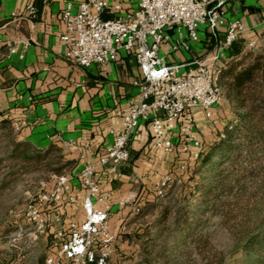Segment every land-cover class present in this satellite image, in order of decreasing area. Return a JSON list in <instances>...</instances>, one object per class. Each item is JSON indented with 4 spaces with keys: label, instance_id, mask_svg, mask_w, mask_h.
Instances as JSON below:
<instances>
[{
    "label": "crops",
    "instance_id": "0c3cea01",
    "mask_svg": "<svg viewBox=\"0 0 264 264\" xmlns=\"http://www.w3.org/2000/svg\"><path fill=\"white\" fill-rule=\"evenodd\" d=\"M83 1L0 0V119L5 116L13 122L19 140L42 150L57 147L73 161L65 170L73 174V190L80 196L77 204L65 206L66 215H74L73 221L84 219V189L77 172L84 164L97 162L121 132L128 104L139 100L142 80L137 59L126 50L119 51L114 60L90 67L66 57L69 45L61 40L65 30L62 14L69 2L76 12ZM108 1L120 3L122 11L108 10L105 18L135 7L126 0ZM29 5L37 8L33 17ZM223 9L228 21L240 20L245 26L240 37L246 45L251 40L264 42V0H226ZM219 34L222 38L225 28ZM171 36L161 54L168 64H184L181 71L194 69L193 61L211 56L218 45L206 26L201 27L197 41L189 38L185 28L171 32ZM8 40L17 42L15 52L6 46ZM178 42L186 45L167 49ZM200 116L202 113L197 114V137L203 141ZM72 141L75 144H70ZM130 153V159L117 171L106 167L96 173L101 191L109 196L110 229L116 237L115 227L124 219L123 213L145 203L152 191L156 193V184L163 176H170V183L177 181L178 166L186 158L179 151L168 154L155 148L148 121H141ZM124 200L129 203L121 205ZM103 206L97 203L98 208Z\"/></svg>",
    "mask_w": 264,
    "mask_h": 264
},
{
    "label": "built area",
    "instance_id": "2783aa9c",
    "mask_svg": "<svg viewBox=\"0 0 264 264\" xmlns=\"http://www.w3.org/2000/svg\"><path fill=\"white\" fill-rule=\"evenodd\" d=\"M126 2L135 7L111 18H105L104 13L108 10L119 13L122 5L108 0H85L76 12L69 2L62 14L65 30L61 40L69 45L66 57L70 61L90 67L114 60L119 51L126 50L137 59L142 80L139 83V100L128 104L121 132L97 162H88L77 172L84 189V219L71 221L67 230L57 231V239L62 242L55 243L57 251L47 256L45 264H68L67 261L87 264L95 260V264H108L117 237L110 229L109 196L101 191L96 173L106 167L117 171L130 159V144L141 121L150 123L155 148L168 154L179 151L189 161L199 160L204 153L202 141L197 137V114L202 113L212 125H219L214 112L226 100L225 91L219 84L221 66L229 60L228 50L232 43L245 30L240 20H227L223 9L226 0ZM27 9L32 17L36 15L35 6L29 5ZM203 26L207 27L212 38L218 40L216 51L209 57L194 60L192 64L196 67L191 70L181 71L184 64L166 63L161 50L171 42V32L185 28L189 38L197 41ZM221 28H225L222 38L219 34ZM185 45V42H178L167 46V49L174 51ZM260 45L258 40L247 43L249 49ZM6 46L11 52L17 50L15 41L8 40ZM185 165L182 163L180 169L184 170ZM72 180L71 172L54 174L50 191L29 207L34 239L46 230L47 220L42 213L45 206L58 205L53 221L62 224L65 206L79 202L80 196L74 192ZM170 181V176L165 175L157 182L158 196H165ZM99 202L104 204L103 209L97 207ZM128 203L129 200L121 201V205ZM134 208L140 211L138 204Z\"/></svg>",
    "mask_w": 264,
    "mask_h": 264
},
{
    "label": "rangeland",
    "instance_id": "374dc122",
    "mask_svg": "<svg viewBox=\"0 0 264 264\" xmlns=\"http://www.w3.org/2000/svg\"><path fill=\"white\" fill-rule=\"evenodd\" d=\"M252 50L255 54H264V42ZM223 89L225 91L224 87ZM235 106V103L226 97L223 104L215 110L214 114L219 120V127H215L200 116L199 123L201 122V136L204 143H211L218 130H224L222 126L236 120ZM231 130L234 131L233 138L240 144V149H245L244 144L238 141L243 130H235V127ZM16 137L15 132L0 130V257L13 252L16 255V264H44L41 263V257L47 252L53 254L57 251L55 246L48 250L49 236L66 225L55 223L53 221L55 208L45 206L42 213L47 220V227L44 233H39L38 238L34 239L31 235L34 226L30 220L29 207L35 205L44 194L50 191L55 174L52 169L59 164L58 157L62 153L60 150L53 152L43 166L33 168L34 166L24 163L23 159L12 157ZM241 164H244L245 168L243 175L248 179L245 183L247 192L244 193V198L241 197V200H238L239 202L234 201L236 194L229 198L230 205H238L241 208L239 215L231 221L229 228L220 215L214 216L211 211H203L202 202L197 196L191 198L189 203H180L183 198L182 193L184 190L187 191L190 183L185 181V175L178 170L179 181L170 183L165 196L160 197L152 191L145 203H140V211L131 208L123 213L124 219L115 227L117 232L115 250L108 264H134L140 259L144 245L149 244L150 248H154L156 244L162 243L170 234L168 230L173 212L176 207L184 205L189 207L193 219L191 231L193 238L199 234H205L214 248L209 253L200 255L195 250L193 241L182 240L184 233L178 230L171 233L170 240L173 243L180 240L174 253H179L181 262L186 258L189 260L187 264H217L221 260L227 262L234 260L237 243L243 235L264 221V183L263 175H261L264 171V153L242 150L237 167ZM228 166L231 169V165L228 164ZM201 174L206 175L208 172L203 170ZM253 177L256 178L253 179ZM166 208L170 210V214L165 218ZM72 217H74L73 214L68 216L65 213L64 221L67 222ZM56 240V243H59L60 240L57 238ZM67 263L71 264L69 261Z\"/></svg>",
    "mask_w": 264,
    "mask_h": 264
},
{
    "label": "trees",
    "instance_id": "16d2710c",
    "mask_svg": "<svg viewBox=\"0 0 264 264\" xmlns=\"http://www.w3.org/2000/svg\"><path fill=\"white\" fill-rule=\"evenodd\" d=\"M228 53L229 60L221 66L219 84L225 88L226 97L236 105V120L222 126L224 130H218L211 143L202 141L204 148L202 157L196 161L183 158L182 161L186 164L185 169L179 171L185 175V181L190 183L187 186V191H183L180 203H189L191 198L197 196L202 202L201 209L207 212L211 211L214 216L220 215L224 224L229 228L231 221L236 219L241 208L238 205H230L228 200L236 194L234 201L239 202L238 200H241V197L244 198L243 195L247 192L245 183L248 179L243 175L244 164L237 167L242 150L264 153V54H255L254 50L247 47L245 39L241 37L232 43ZM215 127H219V125ZM232 127L238 131L243 130L238 141L244 144L245 149H240V144L233 138ZM0 130L15 132L13 122L3 116L0 119ZM15 141L12 157L23 159L24 163L34 166L33 168L43 166L49 156L59 150L57 147L42 150L33 147L26 141L19 140L18 137ZM58 159L59 164L52 169L55 174L64 172L73 164V161L66 159L62 154ZM228 164L231 165V169ZM203 170H207L208 174H201ZM261 175H263L264 183V171L261 172ZM255 178L253 177V179ZM241 192L243 194L240 195ZM47 206L58 207L57 204ZM173 213L168 230L170 234L167 239L156 244L154 248H150L149 244L144 245L140 259L136 260L134 264H187L188 258L181 262L179 253H174L180 240L178 239L174 243L170 240L171 233L178 230L184 233L181 237L182 240L193 241L198 254L205 255L214 248L213 243L205 234H199L193 238L191 232L193 219L188 206L176 207ZM169 214L170 210L166 208L164 217L166 218ZM71 221L73 220L67 222L65 220L62 225L65 224L66 227L62 228L67 230ZM56 238V233L49 236L48 250L55 246ZM48 255L50 254L47 252L41 257V263L45 264ZM15 256L11 252L7 256L0 257V264H16ZM95 261H89L87 264H95ZM217 264H264V221L243 235L237 243L234 260L228 262L221 260Z\"/></svg>",
    "mask_w": 264,
    "mask_h": 264
}]
</instances>
